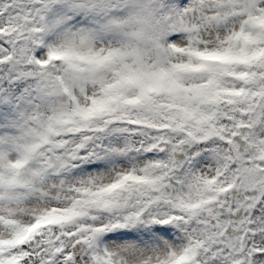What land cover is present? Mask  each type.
<instances>
[{"label":"rangeland","instance_id":"rangeland-1","mask_svg":"<svg viewBox=\"0 0 264 264\" xmlns=\"http://www.w3.org/2000/svg\"><path fill=\"white\" fill-rule=\"evenodd\" d=\"M249 40L264 0H0V261L43 227L32 264H253L264 175L254 187L242 158L264 163V77L234 66ZM229 218L250 221L245 252Z\"/></svg>","mask_w":264,"mask_h":264},{"label":"trees","instance_id":"trees-1","mask_svg":"<svg viewBox=\"0 0 264 264\" xmlns=\"http://www.w3.org/2000/svg\"><path fill=\"white\" fill-rule=\"evenodd\" d=\"M246 48L245 46H249ZM252 48V51H251ZM239 52H244L247 56H241L244 58V63L239 65L248 68L250 71L257 73L259 76L264 77V43L253 44L251 40L249 42H244L243 47ZM227 53V52H226ZM27 67V66H26ZM34 68V66H31ZM220 67V66H219ZM226 74L234 77L235 72L233 70L225 71ZM238 78L240 75L236 73ZM119 80V79H118ZM126 84L121 83L120 81L115 80L114 83L109 84L110 87V97L111 100L118 104L119 108L123 111V102L125 100L124 95L126 94ZM125 106L129 112H132L135 115L136 109L129 107L128 103H125ZM40 231V232H39ZM43 231V227L34 229L31 234L21 243V247L18 250H13L14 256L18 259L17 261H12V264H32L30 256H26L24 251L31 249V246L37 241L38 236L40 238ZM10 259L4 258L0 261V264H11L9 263ZM253 264H264V253H260L254 258Z\"/></svg>","mask_w":264,"mask_h":264},{"label":"water","instance_id":"water-1","mask_svg":"<svg viewBox=\"0 0 264 264\" xmlns=\"http://www.w3.org/2000/svg\"><path fill=\"white\" fill-rule=\"evenodd\" d=\"M241 245H240V250L243 251L245 249L246 246V242H247V235L246 232L243 233L242 238H241ZM76 249V247H74V250Z\"/></svg>","mask_w":264,"mask_h":264},{"label":"flooded vegetation","instance_id":"flooded-vegetation-1","mask_svg":"<svg viewBox=\"0 0 264 264\" xmlns=\"http://www.w3.org/2000/svg\"><path fill=\"white\" fill-rule=\"evenodd\" d=\"M240 217H241V216H240ZM235 225H236V227H237L238 229L241 227V223H237V222H236Z\"/></svg>","mask_w":264,"mask_h":264}]
</instances>
